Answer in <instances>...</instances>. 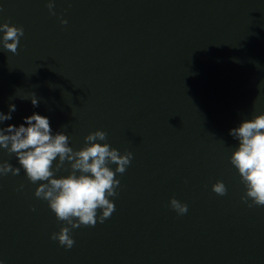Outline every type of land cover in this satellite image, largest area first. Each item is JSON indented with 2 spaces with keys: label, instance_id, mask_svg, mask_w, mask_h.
<instances>
[{
  "label": "water",
  "instance_id": "water-1",
  "mask_svg": "<svg viewBox=\"0 0 264 264\" xmlns=\"http://www.w3.org/2000/svg\"><path fill=\"white\" fill-rule=\"evenodd\" d=\"M47 4L0 0V24L24 29L17 53L0 43V111L16 105L0 127L38 113L74 150L102 130L96 142L133 159L111 217L72 229L66 249L51 236L71 226L35 196L44 182L0 147V163L21 168L0 176V264H264V206L242 200L229 135L264 114V0H55V15ZM71 172L65 161L55 178Z\"/></svg>",
  "mask_w": 264,
  "mask_h": 264
},
{
  "label": "clouds",
  "instance_id": "clouds-1",
  "mask_svg": "<svg viewBox=\"0 0 264 264\" xmlns=\"http://www.w3.org/2000/svg\"><path fill=\"white\" fill-rule=\"evenodd\" d=\"M55 0H48L47 7L52 15ZM67 24V20H61ZM3 32L0 43L12 53H17L20 38L24 36L23 27L0 24ZM11 41V42H10ZM34 107L39 106L35 94L30 99ZM16 111L14 103L9 104L8 114L0 111V124L11 120ZM27 125V126H26ZM229 135L239 141V147L230 158L231 164L238 170L246 194L243 202L249 207L264 206V114L254 119L244 120L238 127L232 128ZM107 133L97 130L85 137V146L74 150L69 146L70 137L63 131L53 134L48 117L33 113L24 118L19 127L8 125L0 127V147L9 154H15L22 168L26 171L32 183L43 181L36 189L35 196L46 200L58 221L66 222L71 227H62L58 233H53L51 239L59 241L66 249H71L75 241L71 230L83 226H95L97 220L103 223L115 211V204L110 197L118 195L120 180L116 174H124L133 159L132 152L121 155L118 149L112 148L106 141ZM55 170L53 169L54 162ZM70 162V175L55 178V172ZM117 165L115 171L109 166ZM21 168H14L10 163H0V176L9 173L19 175ZM77 172L80 174L77 175ZM23 185H21V188ZM212 190L220 195L227 194V187L222 181L212 186ZM170 206L178 215L188 212V205L172 198ZM98 210L102 215L98 217ZM35 211V209H33Z\"/></svg>",
  "mask_w": 264,
  "mask_h": 264
}]
</instances>
